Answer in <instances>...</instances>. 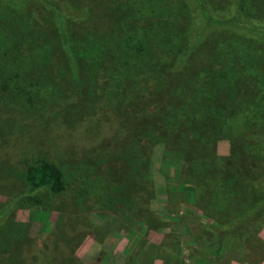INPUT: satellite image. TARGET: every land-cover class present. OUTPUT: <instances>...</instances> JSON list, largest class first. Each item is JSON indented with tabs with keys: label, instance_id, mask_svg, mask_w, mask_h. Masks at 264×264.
Here are the masks:
<instances>
[{
	"label": "rangeland",
	"instance_id": "rangeland-1",
	"mask_svg": "<svg viewBox=\"0 0 264 264\" xmlns=\"http://www.w3.org/2000/svg\"><path fill=\"white\" fill-rule=\"evenodd\" d=\"M80 1L84 15L65 44L57 32L59 23L48 19L40 0H0V226L5 231L0 236V264H116L122 256L126 264H264L259 232L233 233L217 250L210 243L212 227L233 231L244 214L256 212L262 203L250 193L245 200L231 198L221 216L211 213L202 203L200 186L189 188L204 183V175L186 148L171 141L163 152L159 139L145 130L148 122L139 111L151 112L158 124L168 123L169 114L162 115L159 105L162 98L144 94V87L148 93L158 89L159 78L146 82L143 69L134 71L133 78L126 69L128 76L124 58L111 44L106 49L88 48L99 39L95 31L115 27L109 26L108 18L117 8L119 20L158 28L165 44L176 43V60L193 55L185 52L190 45L215 46L224 35L214 25L206 29L204 39L197 33L192 0H170L172 12L159 18L151 10L143 15L149 10L139 6L145 0H110L106 15L100 10L105 8L101 0ZM238 1L205 3L223 20L233 12L228 14V7ZM241 1L245 25L234 43L263 56L264 11L251 10L252 3ZM187 9L192 20L185 15ZM171 24L180 35L168 30ZM86 44L89 51L83 52ZM153 49L152 62L168 67L170 51L162 43ZM213 68L217 70V63ZM204 74L186 88L181 101L200 96ZM167 93L174 94L170 89ZM8 123L18 128L16 132L4 131ZM194 130L198 128L191 127L187 137L196 142ZM216 140L217 154L230 155L229 142ZM40 159L61 168L62 192L32 189L25 182L27 166ZM262 162L247 175L264 176Z\"/></svg>",
	"mask_w": 264,
	"mask_h": 264
},
{
	"label": "trees",
	"instance_id": "trees-1",
	"mask_svg": "<svg viewBox=\"0 0 264 264\" xmlns=\"http://www.w3.org/2000/svg\"><path fill=\"white\" fill-rule=\"evenodd\" d=\"M40 1L46 12H49L50 18L48 17V19L56 20L59 23L57 32L61 34L64 43L68 44L67 34L76 32L75 25L84 15L82 2L80 0ZM192 1L195 3L197 11L196 18L199 24L197 33L203 38L206 29L210 25H214L217 27V33L220 32L224 35L220 44L215 46L205 43L203 46L190 45L189 50H185V52L192 53V56L173 59L176 56L173 57L172 53L177 52V49H174L176 43L165 44V38L158 28L151 29L131 24L125 19L119 20L116 15L119 9L117 8V10L113 9L115 15H110L108 18L109 26L112 24L111 26L115 27L107 28L108 30L105 29L99 34L95 31L99 39L96 41L93 39V44H89L88 48L90 51L96 47L106 49L111 44L112 51L117 53V56L124 58L123 72L128 76L131 73L133 78L134 71L143 69L146 74L143 80L146 79V82L153 78H157L158 81L159 78L158 89L148 93L144 87V94L145 98L147 95L154 98L158 95L162 98V104L159 105L160 109H163L162 115L168 112V123L162 121L158 124V120L152 119L154 116L150 114L151 112L139 111L142 120L145 119L148 122L145 125V130L148 129L150 138L159 139L163 152H165L166 143L169 144L171 141L177 146L186 148L184 151L189 154L192 164L198 167L204 175V183L197 185L192 183L189 188L193 190L200 186L198 189L201 191L202 203L208 207L207 209L211 213L221 216L231 198L245 200V197L251 196V194L255 195V198L262 203L256 212L244 214L241 223L234 227L233 231L214 227L210 229L214 238L210 243L211 246H216L217 250L222 243L221 240L231 234L249 231L258 233L264 224V176L256 174L251 178L247 175L249 169L254 170V166L263 164L264 160V55L259 56L260 54L246 52L239 47L238 43H234L235 38V40H239L240 36L237 34L238 32L241 34L245 25L241 21L244 19L242 14L244 7L241 0L237 2V5L228 7L230 9L228 14L232 10L233 12L223 20L210 13L205 0ZM100 2H103L102 5L105 7L100 10L106 15L110 10V0H101ZM160 2L163 3L162 7L158 5ZM247 3H252L251 10L264 11V0H247ZM171 5L173 3L170 0H145L139 6L149 7V10L144 9L143 15H147L151 10L159 18L160 16L168 17L165 14L172 12V9L168 8ZM139 6L135 9L138 15L142 12ZM132 7L134 6L132 5ZM23 12L24 15L29 13L27 9ZM185 12V15H188L192 20L191 10L187 9ZM17 16L18 18L22 17L20 13ZM169 21L168 23H170ZM175 26L171 24L168 30L180 35ZM247 27L251 31L258 32L250 25ZM205 40H207L206 37ZM179 41L181 44H186L182 38ZM161 43L170 51L167 55L170 59L168 67H162V65L157 67L158 60L155 61L156 64L151 60L152 55L155 54L153 46L157 47ZM84 47L81 48L83 52L88 50L87 44ZM79 56L81 55L78 54L77 57ZM216 63L217 70L213 68ZM203 72L205 74L200 84V96L194 94L190 96V102L181 101V95L186 92V88H189L193 84V80L200 77ZM186 80H190V83H187ZM172 83L174 86L170 87ZM168 89L174 94L167 93ZM158 90H160V94H157ZM0 105L3 106L1 101ZM167 106L168 108H165ZM154 107L158 109V106ZM176 114L184 115L181 119H175L173 115ZM4 127V131L8 133L16 132L18 129L16 127L13 130L9 123L4 124ZM191 127L192 130L198 128L197 131H194L199 141L188 140L187 133ZM217 138H223L229 142L230 155L220 157L217 154ZM188 142L192 144L189 145ZM24 180L32 189L48 188L55 194L65 189L63 171L59 166L45 159L28 165L24 172ZM33 212L38 213L39 211L33 210ZM1 222L0 220V225ZM4 232L0 226V236H4ZM201 248H209V246L203 245Z\"/></svg>",
	"mask_w": 264,
	"mask_h": 264
},
{
	"label": "crops",
	"instance_id": "crops-1",
	"mask_svg": "<svg viewBox=\"0 0 264 264\" xmlns=\"http://www.w3.org/2000/svg\"><path fill=\"white\" fill-rule=\"evenodd\" d=\"M259 236L264 241V225L259 230ZM124 261H125V256L124 257L122 256V257H120V262L119 263L117 262L116 264H126V263H124ZM149 264H151V262ZM153 264H156V263H153ZM231 264H235V263L232 262Z\"/></svg>",
	"mask_w": 264,
	"mask_h": 264
}]
</instances>
